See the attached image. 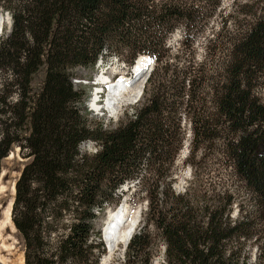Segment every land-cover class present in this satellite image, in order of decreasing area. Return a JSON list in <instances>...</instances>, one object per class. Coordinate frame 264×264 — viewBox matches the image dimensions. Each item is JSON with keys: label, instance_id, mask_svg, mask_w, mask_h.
Listing matches in <instances>:
<instances>
[{"label": "trees", "instance_id": "trees-1", "mask_svg": "<svg viewBox=\"0 0 264 264\" xmlns=\"http://www.w3.org/2000/svg\"><path fill=\"white\" fill-rule=\"evenodd\" d=\"M218 5L0 0L11 18L0 38V168L19 146L27 160L11 218L23 240L24 264H99L105 250L96 222L136 179L128 199L144 200L145 209L122 264H151L157 241L165 264H249L253 245L264 264V6L219 42L217 57L191 64L166 54L177 26L185 37L194 36L203 27H195V13ZM111 53L128 71L142 54L154 62L139 102L113 127L87 117L88 94L73 82L76 69L93 68ZM40 68L44 77L33 90ZM183 121L191 155L206 142H220V159L234 179L175 191ZM89 141L96 146L91 154L80 149ZM193 179L200 182V175Z\"/></svg>", "mask_w": 264, "mask_h": 264}, {"label": "rangeland", "instance_id": "rangeland-1", "mask_svg": "<svg viewBox=\"0 0 264 264\" xmlns=\"http://www.w3.org/2000/svg\"><path fill=\"white\" fill-rule=\"evenodd\" d=\"M263 6L264 0H219V5L216 9H214V11H212L211 6H206L204 9L201 8L200 11L195 13L194 17L197 20L195 27L203 25L202 29L197 30L194 36L185 37L183 34L182 27L180 25L177 26L173 30V32L167 37L166 54L169 56V58L173 57V62L175 61L174 57L176 55H179L181 56L182 63L185 61H191V64L200 62L205 56H208V58L215 56L217 57L220 54V47L222 45L219 42L225 44L226 40L233 36V34L238 30L243 29L245 25L250 22V20L255 14L257 16ZM0 14V16L5 17L6 13L0 10ZM3 24L6 27L7 31L8 24L5 22V18ZM3 34L4 31L0 35V38ZM142 55L148 56L151 60H153L149 55ZM101 68H105V72L103 74L111 75L117 73L118 75H122L124 79L125 77L129 76L130 72L127 70L125 64L120 60L119 56L115 53H111L108 54L107 60L102 61L99 66L95 65L93 68L88 69H76L75 71L77 73V77L73 79V82L75 80H78L79 77L83 78L82 80L88 79V77H91V79L94 80V78L100 74ZM43 77L44 69L40 68L35 73L31 81L33 90L38 89L40 83L43 80ZM135 85L136 84H133V86ZM82 87L88 94V97L85 101V103L87 104L91 97L92 87H90V84H84ZM119 92L120 90L118 91V93ZM259 95L264 99V88L259 89ZM123 98H126L123 101L125 104L122 105L119 109L116 118L110 117L109 114L105 111H100L98 113L93 112L88 109L85 104L87 110V117L97 122L102 121V123L110 125L112 127L115 126L124 117V115L126 114V110L128 111L130 106H135L139 102V99L133 102L134 100L132 98L129 99L128 94H125ZM117 106L118 105H115L116 111L118 109ZM116 111L114 113H116ZM184 122V128L186 129L185 139L183 141L181 149L175 157L173 164V188L175 189V191L182 192L189 184L190 186H200L201 184L204 187L205 185L207 186L209 182L213 184H222V182H225L227 180L229 181L230 178L234 179V176L232 177L233 171L231 167L228 164L223 163L222 159H220V157L222 156V151L224 150L220 142H206L202 145V147L197 149L193 155H191L190 128L188 122L183 121V123ZM80 149L81 151H85L91 154L96 150V146L92 143L86 142L80 145ZM11 151H14L15 155H12L10 158L4 159L2 161V164H7L9 166H13L15 164V168L17 169L18 166H22L26 159L25 157H23L19 146L14 145ZM24 153L25 151L23 150V154ZM14 157L16 160H13ZM195 172L200 175V182H197L195 181L196 179H193V174ZM144 173L145 171L143 170L142 174ZM136 180L131 181L130 183L125 184L126 186L122 187V191H124L127 197H129L130 191L127 192L126 190L128 188L132 190L137 183ZM233 183L235 184L234 186L240 187V185H242L240 181H234ZM126 206L127 209L132 213V217H134L136 212L140 209V218L136 227L137 230L138 227L142 224L141 213L145 209V201L129 200L128 198H126ZM117 207L118 205L106 206L105 216L99 218V220L96 222V227H102L106 220L107 213L116 209ZM237 209L238 207H236L235 202L232 211V216H235L237 214ZM9 237V240L12 243L13 250L15 251V253H22L24 257L23 240L16 228L14 231L9 233ZM100 240L105 250L104 253H106L107 248L105 247L101 236ZM163 251L164 245L161 241H157L150 263L165 264ZM248 255L249 264H259L255 245H253L248 250ZM103 256L104 254L100 256L99 262ZM124 256L125 249L123 250L122 245L119 244L117 246V249H115L113 254L111 255L108 264H122Z\"/></svg>", "mask_w": 264, "mask_h": 264}, {"label": "bare ground", "instance_id": "bare-ground-1", "mask_svg": "<svg viewBox=\"0 0 264 264\" xmlns=\"http://www.w3.org/2000/svg\"><path fill=\"white\" fill-rule=\"evenodd\" d=\"M1 17L2 16H0V35L2 34V27L4 23V17L2 18ZM151 63L152 61L147 56H142V55L139 56L132 67L133 73L131 74V76L125 77V79L123 76H121L120 85L122 87L120 89V92L118 93L119 90H116L115 86L111 88L110 92L113 93L116 91L115 94H117V96L120 97L121 96L123 97L125 94H128L129 99L130 98H132L133 100H136L137 98L139 99L142 94L141 92L142 84L145 83L144 78L146 76L147 68ZM104 77L102 75L101 79H104ZM133 84L136 85L133 86ZM108 105L110 111L112 110V113H114L116 111L115 104L113 105L109 103ZM92 106L96 108V106L93 103ZM12 155H15L14 151L13 152L11 151L5 159L10 158ZM20 168L21 166L17 167L16 171L12 173V176L9 181L4 183L0 181V264H23V254L15 253V251L13 250L12 243L9 240L10 238L9 233L15 230L11 218V205L14 196V182L19 175ZM126 198H128L127 195L125 196V198L123 197L122 199V201L125 199L122 204V212H123V207L127 209ZM113 211H115V209L112 210L111 212ZM132 218L134 219V217ZM113 230L114 228L111 226L109 227V230L106 232L105 236H106L107 251L104 254V256L101 258L99 264H108L109 259L115 250L113 247V240L115 239L116 235L123 243H126L129 236L131 238L136 228L133 231H130L127 228H123L122 230H119L117 234L114 233L112 234L111 232Z\"/></svg>", "mask_w": 264, "mask_h": 264}, {"label": "water", "instance_id": "water-1", "mask_svg": "<svg viewBox=\"0 0 264 264\" xmlns=\"http://www.w3.org/2000/svg\"><path fill=\"white\" fill-rule=\"evenodd\" d=\"M7 20H8V29L10 28V26H11V18H10V16L7 14ZM152 66H153V62L148 66V68H147V72H146V76H145V78H144V81H146V79H147V77H148V75H149V73H150V70L152 69ZM138 78V77H137ZM143 86H144V84H142V88H141V92H142V90H143ZM15 151V150H14ZM10 152H11V150H10ZM13 152V151H12ZM18 155V154H17ZM19 156V155H18ZM5 159V158H4ZM3 159V160H4ZM26 160H27V158H25ZM13 160H16L15 158H13ZM26 160H25V162H26ZM24 162V163H25ZM24 163L22 164V166H21V168H20V170H19V175H18V177L15 179V182H14V196H13V200H12V205H11V212H12V206H13V202H14V199H15V193H16V182H17V180L19 179V176H20V174H21V171H22V169H23V166H24ZM16 170V168H15V164L13 165V166H9V165H7V164H1V168H0V181L1 182H7V181H9L10 180V178H11V176H12V173L14 172ZM140 210V209H139ZM13 222V221H12ZM14 224V223H13ZM15 227V226H14ZM129 239H130V236H129V238H128V240L126 241V245H127V243L129 242ZM164 252V251H163ZM23 264H24V257H23Z\"/></svg>", "mask_w": 264, "mask_h": 264}]
</instances>
